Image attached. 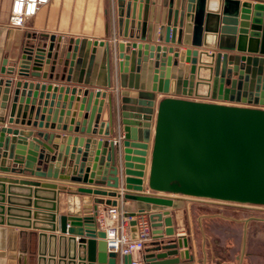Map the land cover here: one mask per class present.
Returning a JSON list of instances; mask_svg holds the SVG:
<instances>
[{
  "label": "water",
  "instance_id": "obj_1",
  "mask_svg": "<svg viewBox=\"0 0 264 264\" xmlns=\"http://www.w3.org/2000/svg\"><path fill=\"white\" fill-rule=\"evenodd\" d=\"M118 5L120 23L126 16L134 29L116 42L118 105L89 77L97 46L110 72L109 41L50 35L14 65L2 60L0 264L17 263V228L40 231L41 261L48 253L50 264H118L97 215L121 197L130 201L123 208L133 238L135 216L146 214L153 227L144 264H193L168 194L264 206V0ZM202 86L211 101L192 98ZM106 98L108 121L101 122ZM60 191L69 193L65 213Z\"/></svg>",
  "mask_w": 264,
  "mask_h": 264
},
{
  "label": "crops",
  "instance_id": "obj_2",
  "mask_svg": "<svg viewBox=\"0 0 264 264\" xmlns=\"http://www.w3.org/2000/svg\"><path fill=\"white\" fill-rule=\"evenodd\" d=\"M12 1L0 0V66L3 59L8 60V67L14 65L15 59L24 52L26 47L39 41H47L50 35L68 40L109 41L112 46L111 56L113 59L110 72L105 65V48L97 46L96 61L89 77L94 82L93 87L95 89L107 90L109 94H113L114 103L116 105L120 103V93L124 88L120 85L117 68L116 42L125 40L124 32L128 30L131 34L134 29L132 23L125 22L126 16H124V21L120 23L118 0H49L22 27H13L9 24ZM125 8L127 12V6ZM108 83L110 84L107 85ZM198 91L201 95L198 98L192 97L193 99L212 100L206 95L208 91L206 86L200 87ZM162 97V95H158V99ZM108 112V99L106 98L101 122L108 121ZM112 138L116 140L118 136L113 135ZM149 160L148 158L146 174L148 173ZM118 165L120 166L119 161ZM120 168L123 171V167ZM121 170L120 176L124 180ZM7 175L14 174L8 173ZM17 176L29 177L30 175ZM91 186L107 188L104 185ZM145 190L150 191L147 185ZM125 191V187L121 184L118 192L120 195H124ZM68 194L65 191H60L58 194L57 201L60 213H65L68 209ZM174 199L177 206L170 210L173 226L177 236L188 237L190 253L194 257L193 264H264V206L257 207V211L253 209L254 213H252V206L242 209V206L237 204L210 203L182 196L174 197ZM121 200L122 198H118L119 202ZM124 203H130V201H124ZM108 208L109 205L106 204L99 206V210ZM196 221L198 223V248L196 244ZM151 230V239L147 242L146 247L150 246L156 239L152 225ZM17 231L18 256L16 264H50L48 263V253L44 254L46 261H41L42 255L39 253L40 231L32 228H17ZM239 243L241 244V252L236 247V244ZM224 245L225 247H223ZM41 249L44 252L50 250L48 244L45 247L42 246ZM62 249L60 241H57L53 252L59 254ZM145 249L133 258H140L144 261ZM188 263L187 260L181 262V264ZM51 264H60V262ZM118 264H121L120 257H118Z\"/></svg>",
  "mask_w": 264,
  "mask_h": 264
},
{
  "label": "built area",
  "instance_id": "obj_3",
  "mask_svg": "<svg viewBox=\"0 0 264 264\" xmlns=\"http://www.w3.org/2000/svg\"><path fill=\"white\" fill-rule=\"evenodd\" d=\"M49 0H13L9 15V24L13 27H22L39 11L40 7ZM170 196H181L168 194ZM119 202L118 206H109L106 210H99L97 222L100 229L106 230L108 233L107 243L111 251L118 253L121 264H124L123 257L130 255L132 257L131 264H144L140 258L133 256L142 252L146 243L151 239V222L146 214H140L134 218L137 221L138 237L133 238L131 235V217L127 216L123 208L124 200ZM212 203H230L207 198H194ZM254 206V205H253ZM263 207V206H254Z\"/></svg>",
  "mask_w": 264,
  "mask_h": 264
},
{
  "label": "rangeland",
  "instance_id": "obj_4",
  "mask_svg": "<svg viewBox=\"0 0 264 264\" xmlns=\"http://www.w3.org/2000/svg\"><path fill=\"white\" fill-rule=\"evenodd\" d=\"M193 199H194V198H193ZM210 203H211V202H210ZM235 204H237V205H239V206H242V209H243V208H247V207H249V206H252V208H251V209H252V211H251L252 213H254V212H253V211H254L253 209H256V207L253 208L255 205L253 206V205H249V204H240V203H235ZM243 206H244V207H243ZM242 209L240 208L241 211H242ZM256 211H257V209H256ZM241 213H242V212H241ZM252 215H253V214H252ZM195 230H196V236H197V237H196V240H197V241H196V244H197V248H198V223H197V221H196V228H195ZM240 245H241L240 243H239V244H236V247H237V249H240V250H238V251L241 252L242 249L240 248ZM223 247H225V245H224Z\"/></svg>",
  "mask_w": 264,
  "mask_h": 264
}]
</instances>
